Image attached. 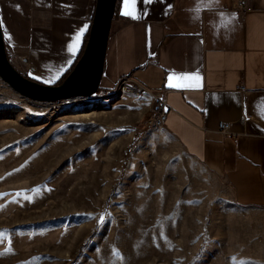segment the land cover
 I'll return each mask as SVG.
<instances>
[{
    "label": "rangeland",
    "instance_id": "obj_1",
    "mask_svg": "<svg viewBox=\"0 0 264 264\" xmlns=\"http://www.w3.org/2000/svg\"><path fill=\"white\" fill-rule=\"evenodd\" d=\"M157 109L149 92L33 102L0 79V264H264L262 213Z\"/></svg>",
    "mask_w": 264,
    "mask_h": 264
},
{
    "label": "crops",
    "instance_id": "obj_2",
    "mask_svg": "<svg viewBox=\"0 0 264 264\" xmlns=\"http://www.w3.org/2000/svg\"><path fill=\"white\" fill-rule=\"evenodd\" d=\"M95 6L96 0H0L8 60L30 79L56 84L78 57ZM135 7L146 14L125 16L124 0H117L100 86L113 90L130 77L162 100L164 128L184 153L227 182L236 205L262 213L264 244V0H246L243 12L219 0L201 7L199 18L191 11L197 0H136ZM232 14L222 32L223 18ZM85 25L69 66L68 45ZM173 74L200 80L170 87ZM222 122L231 137L220 133Z\"/></svg>",
    "mask_w": 264,
    "mask_h": 264
},
{
    "label": "water",
    "instance_id": "obj_3",
    "mask_svg": "<svg viewBox=\"0 0 264 264\" xmlns=\"http://www.w3.org/2000/svg\"><path fill=\"white\" fill-rule=\"evenodd\" d=\"M117 0H96L84 52L71 73L59 85H44L22 76L9 62L0 27V79L20 96L39 103L89 98L100 87L108 35Z\"/></svg>",
    "mask_w": 264,
    "mask_h": 264
},
{
    "label": "snow or ice",
    "instance_id": "obj_4",
    "mask_svg": "<svg viewBox=\"0 0 264 264\" xmlns=\"http://www.w3.org/2000/svg\"><path fill=\"white\" fill-rule=\"evenodd\" d=\"M146 3H152L153 0H145ZM219 0H197V7L194 9H191V11H193L196 16L195 18H199V12L201 10V7H209L213 4H218ZM136 0H124V11H123V15L125 16H129L132 19H139L141 15H144L146 13H140L136 10ZM18 7V6H17ZM235 19V14H232L230 17H224L223 18V22L224 23H231L232 20ZM86 25L77 33L76 35V42L75 43H70L68 45V50L71 53V59L68 60V65L70 66V64L72 63V60H74L75 55L77 53L78 47H79V40L80 37L83 35V32L86 30ZM66 70V69H65ZM30 75H32L30 73ZM59 77L57 76L56 79H58ZM170 79L174 80L176 83L175 84H170V87H174L176 85L179 84H184L187 82H198L200 80V77L196 74H173L172 76L169 77ZM43 79V78H41ZM43 82L45 83H53L55 82L54 80H43ZM27 198V197H26ZM107 217L104 214H101V216L99 217V223H104L106 222ZM115 255L117 256V258H119V253L116 252ZM113 264H115V262L113 261Z\"/></svg>",
    "mask_w": 264,
    "mask_h": 264
},
{
    "label": "built area",
    "instance_id": "obj_5",
    "mask_svg": "<svg viewBox=\"0 0 264 264\" xmlns=\"http://www.w3.org/2000/svg\"><path fill=\"white\" fill-rule=\"evenodd\" d=\"M231 2H232L234 10H236L237 12L245 11L246 0H231ZM28 68L29 66H27V69ZM113 91L117 93L132 95V96H139L141 94L148 93V91L143 86H141L139 83H137L136 81H134L133 79L129 77H125V79L117 82L115 84ZM238 91L242 94H245L246 92L245 88L242 86L238 87ZM167 111H168V108L166 104L162 100H160V113L154 114V119L158 126L165 125ZM219 131L221 134L225 135L226 137L232 136L229 130V123H226V122L220 123Z\"/></svg>",
    "mask_w": 264,
    "mask_h": 264
},
{
    "label": "trees",
    "instance_id": "obj_6",
    "mask_svg": "<svg viewBox=\"0 0 264 264\" xmlns=\"http://www.w3.org/2000/svg\"><path fill=\"white\" fill-rule=\"evenodd\" d=\"M116 14H117V4H116V7H115V11H114V16H113V17H115ZM89 30H90V29H89ZM89 30H88V32H87L86 35H85L84 42H83L82 48H81V50H80V53H79L78 57L76 58L75 62L73 63L72 67H71L68 71H66V72L62 75V77L59 79V81H58L56 84H54V85H59V84H61V83L65 80V78H66V77L71 73V71L73 70V68H74L75 64L77 63V61H78V60L80 59V57L82 56V54H83V52H84V49H85V46H86V43H87V40H88ZM100 92H102V93H104V94H108V93L112 92V90L110 91L109 89L107 90V89H104V88L99 87L97 93H100ZM156 111H157L156 114H159V113H160V109H157Z\"/></svg>",
    "mask_w": 264,
    "mask_h": 264
},
{
    "label": "clouds",
    "instance_id": "obj_7",
    "mask_svg": "<svg viewBox=\"0 0 264 264\" xmlns=\"http://www.w3.org/2000/svg\"><path fill=\"white\" fill-rule=\"evenodd\" d=\"M230 24L231 23H224V22H222V29H221V31L222 32H227L229 30V28H230Z\"/></svg>",
    "mask_w": 264,
    "mask_h": 264
}]
</instances>
